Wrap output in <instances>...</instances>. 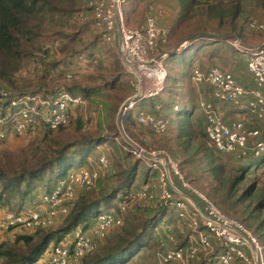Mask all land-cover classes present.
Here are the masks:
<instances>
[{"label":"trees","instance_id":"obj_1","mask_svg":"<svg viewBox=\"0 0 264 264\" xmlns=\"http://www.w3.org/2000/svg\"><path fill=\"white\" fill-rule=\"evenodd\" d=\"M80 1L84 0H0V81L6 84L5 87L0 86V89L6 91L17 89V87L10 84L8 78H11L20 69L24 57L26 58L27 56L26 53L24 54L22 47L35 42L41 36L42 27L47 20L48 23L52 22L55 24L64 17L68 18L69 15L76 14ZM130 1L127 0L122 8L129 10ZM170 1L175 2L181 12L178 22L184 20L185 13L198 2L197 0ZM259 1L264 7V0ZM83 3H85V13L90 16L91 12L87 7V0ZM211 5L205 9L204 16L224 22L227 26H231L234 29L236 19L241 14L239 8L240 0L232 2L226 8L224 7L225 10L216 4ZM83 32L82 30L80 34L82 35ZM80 34L75 33L74 35L79 36ZM97 36L88 47L74 50L72 55L66 58L67 63L65 60L56 63V60L51 57L48 50L44 52L45 57L41 61L50 63L55 68L59 63L69 64L72 56L77 58L86 54V58H91L92 60L95 53L102 51L99 44H96L98 38L101 40L100 35L98 34ZM198 37L207 39L208 42H202V45L194 43L195 40L199 39ZM221 41L213 34L195 36L189 40V45L187 42L182 51L172 54L167 59L172 66L173 64L179 65L186 61L185 55L189 51L197 50L207 44L217 48ZM227 46L230 45L226 43V48ZM237 51L235 50L234 53L244 58L242 56L244 54ZM121 66L120 60L116 58L115 64L111 67L113 74L104 79L105 82L102 87L77 86L70 88L73 85H66L68 87L63 88L70 93H74L71 92L73 89L78 90L77 94L87 99L91 104L104 103L101 104H103L105 110L106 121L103 124L98 122L94 131L88 132V134L83 132L84 122L82 118L84 117L82 111L79 108H73L71 111L73 116L68 120L67 124L57 129H51L48 125L43 124L37 127L38 130L34 134L27 132L23 137L8 135L0 139V143H7L15 140V137L21 140L33 138L31 141L35 144L31 146V150L37 151L39 145H42L43 149L46 150L43 152L46 157L44 162L30 169L23 168L20 172L14 174L8 175L4 171L6 165L0 163V208L9 212L33 208L40 200L37 189H35V181H38V183L46 182V185H50L57 178H64L66 172L73 167L77 158L82 166H87L88 158L95 152L96 147L104 144V140L108 138L102 137L104 126H107L108 131H116V125L113 124V120L109 121V119L114 118L113 116L120 107L118 98L122 95L135 94L133 87L128 88L126 81L119 80L120 69L123 68ZM172 76L173 74H169V76L165 77L164 86H166L167 80H171ZM38 84L40 85L39 88L43 87L41 82ZM107 90L115 92L111 101L104 97ZM125 91L128 93H125ZM32 92L37 91H27L22 94ZM152 103V100L148 102L149 105H152ZM89 111L87 109V112ZM191 111H194L193 106H179L174 114L173 130L169 129L168 126L164 135L170 134L171 137L169 139L176 141L178 148L182 147V152L185 156L192 148V145H196L192 154L186 159H192L194 156L198 158L200 154L203 155L201 160L204 161L205 172L208 174L204 181L207 183L209 179L213 180V184L204 185V189L207 191V198L220 210L225 208L236 214L234 215L237 219L236 221L244 227L246 226L247 228H245L255 237L264 264V182H260V177L264 173V153L259 157H254L252 153L248 157H241L240 155L228 156L222 155L208 146L205 148L204 123L198 128V132L193 130V124L197 123V118H201L202 123V116L190 115ZM121 115L124 118L122 119V125L127 136L136 138L137 129L150 133L148 126L136 123L130 111L125 114L122 112ZM65 128L72 129V132L77 136L73 143L62 144V142H56L54 135L62 133ZM36 141H39V143ZM108 145H112L115 149L113 154L109 156L115 165L116 171L113 173L114 175L111 176L110 173H107L108 176L106 175L104 178L97 180L94 189L85 192L80 191L81 193L79 192L71 203L68 214L62 217L61 221L56 223L55 227L53 226L54 228L20 229L19 234L13 235L10 240L1 243L0 264H33L40 256L45 255L51 246L62 244H70L72 246L74 240L73 233L72 236H69L71 232L78 228L85 230L94 223L98 214L116 208L121 199L130 196L142 184L157 181L158 173L152 171L146 164L144 165L138 160H134L132 166L129 167L123 165L122 163L126 161L128 165L132 157L127 151L123 150L122 146H119L116 142H109ZM227 166L231 169L228 170ZM111 181L114 184L111 185ZM169 190L174 194L172 188L169 187ZM92 196H95V198ZM194 199L197 201L198 207L202 209L199 199L197 197H194ZM168 212L167 205L163 203H158L153 210H136L133 222L125 227L108 232L106 237L95 243V248L92 252L73 262L76 264H143L147 258L150 259L151 250L154 247L152 234L155 226L161 222V219ZM180 234L182 235L180 238L183 241L182 244L185 246L186 239L182 233ZM143 251L144 256L142 257L140 254ZM198 264H203V261Z\"/></svg>","mask_w":264,"mask_h":264},{"label":"built area","instance_id":"obj_2","mask_svg":"<svg viewBox=\"0 0 264 264\" xmlns=\"http://www.w3.org/2000/svg\"><path fill=\"white\" fill-rule=\"evenodd\" d=\"M126 2L127 0H87L86 4L91 12L89 18L107 43L118 41L117 38H120L121 50L126 60L134 65L135 78L139 84L152 81L155 84L154 91L157 93L162 89L165 77L162 65L167 55L158 56L156 48L167 44L169 33L160 28L152 17L145 19L143 28L127 27L122 11ZM79 16L83 20L87 19L85 14ZM239 48L246 56L247 67L254 82L253 88H243L231 74L216 67L206 72L193 70L191 80L196 84L208 83L216 100L234 104L246 110L250 116L261 120L264 118V44L255 49ZM58 91L62 93L57 92L58 95L56 93L52 97L44 95L40 98L36 96L37 94H13L0 89V139L8 135L23 137L27 132L34 134L36 128L43 124L51 129H57L66 124L72 115L70 108H79L84 118L90 115V111L87 112L85 98L64 90ZM245 99L248 100L246 103ZM44 105L48 106L42 108ZM132 106L133 104H127L123 111L126 112ZM176 110L177 106H174V111ZM201 111L205 118L204 134L209 147L225 155L240 152L242 156L252 153L254 157H259L264 153V142H256L250 148L247 145L249 140L258 136V130L247 128L242 122L228 126L211 104H202ZM136 122L147 125L157 137L164 136L169 124L167 118L154 119L145 114H141ZM124 137L122 140L127 145L126 151L137 160L142 158L147 160L146 165L158 173L157 182L142 184L137 191L121 199L115 211L101 212L91 226L85 230L76 229L73 232L72 246L70 244L51 246L48 250V259L44 261L40 256L33 264H72L74 260L94 250V239L101 240L108 232L122 227L124 216L135 205L141 206L142 209L148 206L153 198L151 193L154 195L155 191L158 195L154 196L160 198L168 209L174 211L175 222H179L183 227L180 233L184 234L186 245L178 247L177 237L170 232L171 225H166L164 228L168 235L158 241L159 250L154 253L153 264H188L197 258L199 253H202V258L207 264H213L214 261L215 264H251V259L244 252L247 247L255 251V263L263 264L255 237L191 185L183 175L178 162L164 151L144 152L134 145L136 143L125 133ZM110 167V161L106 157H98L90 169L86 166V169L74 170L66 178L58 180L55 188L42 194L39 203L33 208L18 212L5 211L4 215L0 216V243L2 235L14 229L34 230L53 227L58 218L68 214L74 200L75 188L84 192L94 189L97 180L105 172L108 173ZM173 180L178 186H175ZM171 186L175 188L176 193L178 190L186 191L197 197L203 206V212L181 197L169 201L173 194L169 190ZM146 201L149 202L147 205L144 203L141 205V202ZM155 203L157 202H153V207ZM212 240L216 243L214 244ZM213 246H219L220 251L213 254Z\"/></svg>","mask_w":264,"mask_h":264},{"label":"rangeland","instance_id":"obj_3","mask_svg":"<svg viewBox=\"0 0 264 264\" xmlns=\"http://www.w3.org/2000/svg\"><path fill=\"white\" fill-rule=\"evenodd\" d=\"M85 1V0H84ZM84 1H80L79 5L77 6L76 14H73L72 16H68V18H63L59 22H56L53 24L52 22L48 23V20L45 22V25L42 27L41 36L35 41L31 42L28 45H25L22 47V50L24 54L26 53V58L24 57L22 66L16 73L11 77L8 78L10 84L17 87L15 90L9 89V91L13 94H22L23 92L27 91H37L27 94H37L38 97H44V95H50V97L54 96L58 90H64L63 88H67L68 86H72L70 88H75L77 86L81 87H89V86H100L102 87L104 85V79H107L108 76L113 74L112 66L116 62V58L120 60V65L122 64L123 68L120 69V79L126 81V85L129 87H133L135 89V93L138 90V80L133 77L131 73L128 72L129 68L121 62V57L118 53V41H114L112 43H107L104 41V39L100 36L96 41V44H99V46L102 48V51L99 53L94 54V58L91 60V58H86V54L83 56H79L75 58L72 56L71 62L69 64L65 63H59L57 67H53L50 63H43L41 61L42 58L45 57L44 52L46 50L49 51V54L51 57H53L56 60V63L63 62V60L66 61V58L72 55L74 50L77 49H83L88 47L91 42L94 40V38L98 37L97 35H100L99 30L95 27L94 22L92 19L89 18V15L85 13L84 8ZM144 1H148L151 6L153 7L152 10H146ZM197 4L193 6L192 9H190L188 12L184 15V20L179 21V23H182L183 25H176L177 21L181 17L180 12L178 11V7L175 4V2H171L170 0H143L140 2H137V0H131L129 3V13L125 17L126 24H128L132 28H138L137 23H140L142 20V17L145 15H148L152 17L157 25L166 30L169 33V38L171 35H173V40L170 44L175 43L178 36H187L190 37V34H213L215 37L218 38V40H227L230 44H234L235 46L239 47H245L242 42H238L239 38H242L243 41H247L249 43H255L257 39V43H263L262 39H264V7L260 3L259 0H240V17L236 19L235 28L232 29L231 26H227L224 22H219L217 20H212L204 16V11L208 6H212L211 4H216L218 7L223 8L225 10L226 7L230 6V4L236 0H197ZM225 7V8H224ZM80 11V12H79ZM148 13V14H147ZM79 14H85L87 15V19L83 20L80 18ZM253 25V26H251ZM259 27H262L260 29ZM84 31L81 35L80 33ZM75 33H79V36H75ZM186 39V38H183ZM262 41V42H261ZM169 42V39H168ZM187 43H185V40L182 41L179 45V50L184 47ZM100 54V55H99ZM85 56V58H84ZM169 55H167L166 59L163 62L162 68L165 70V76H169V74H173V70H175L170 62L168 61ZM95 60V61H94ZM121 66V67H122ZM128 69V70H127ZM124 72V73H123ZM154 72V69H153ZM123 73V74H122ZM70 77V78H68ZM165 78V77H164ZM39 82L43 84L42 88H39ZM132 82V85H131ZM164 83V80H163ZM162 83V88H163ZM76 84V86H74ZM147 84H151L150 82L143 83L142 86H146ZM6 84L2 83L0 81V86L5 87ZM68 85V86H66ZM172 86L171 80H167L166 87ZM166 89V88H165ZM70 90V89H68ZM68 92V91H66ZM65 92V93H66ZM71 94L79 95L77 94L78 90H71ZM62 93V92H59ZM57 93V95L59 94ZM70 93V92H69ZM125 93H128L125 91ZM115 95L114 91L107 90L106 94L104 95L105 99L108 101H111V98ZM136 95V94H134ZM81 96V95H79ZM133 95H122L120 98H118V104L119 109L127 103V100L130 99ZM49 101V100H48ZM46 101V102H48ZM85 104L90 110V115L86 116L83 119V132L85 134H88V132L94 131L95 128H97V123L100 122L103 124L106 120V114L103 107V104H91L90 102L85 99ZM137 103V102H136ZM135 103V104H136ZM127 105V104H126ZM136 105H139L137 103ZM48 105H44L42 108L46 107ZM136 107V106H135ZM118 109V111H119ZM69 111H72V108L69 109ZM117 113L113 116V124L116 125V128L114 132L108 131L107 126L103 128L102 137H108L104 141V144L98 145L95 149V152L92 153L91 160L94 161L98 159V157L104 156L110 161V170L108 173L113 176L115 170L114 162H112V159L109 158L110 154H113L114 147L111 145H108L109 142H116L119 146H122L123 150L126 152V143L122 140L124 139V133L122 131L123 125H122V116L121 113L124 112L127 113L128 111H121V113L118 116ZM246 118V115L243 114ZM71 115L69 119L72 117ZM200 117V116H198ZM68 119V120H69ZM197 123L193 124V130L195 132H198V128L202 126L203 120L201 123V118H197ZM68 122V121H67ZM67 124V123H66ZM64 124V125H66ZM63 125V126H64ZM38 129L36 128V131ZM147 131V130H146ZM129 137V136H128ZM157 137V136H156ZM153 135H151L148 132L142 131L137 129L136 130V138L129 137L130 140H132L136 146L139 147L144 152H154V151H164L169 156H171L172 159H176V162H179V167L182 169V173L185 176V178L190 182L191 185L195 186L197 190L207 196V191L204 189V185H210L213 184V180L209 179L207 183H205V177L208 176V174L205 172L204 168V161H202V154L198 156V158H195L194 156L192 159H186V157L190 156L193 152V148L196 147V145H192V148L189 150L188 154L185 156L182 152V147L178 148L177 142L172 141L168 138L167 134L162 136V138H156ZM54 138L56 142H62L66 144L73 143L77 136L72 132V129L65 128L62 133H56L54 135ZM144 143L141 144L138 139ZM33 138L21 140L20 138L15 137V140H11L7 143L2 142L0 143V163L6 165L4 168V171L7 172L8 175L14 174L17 172H20L23 168L24 169H30L38 164H41L45 161V156L43 154L45 149H43L42 145H39V148L37 151L31 150V146L35 143H32L31 141ZM204 146L205 148L208 146L206 143V138H204ZM39 143V141H36ZM130 142V141H129ZM209 147V146H208ZM120 148V149H122ZM211 148V147H210ZM97 151L102 152L103 155L97 156ZM216 151V150H215ZM128 154L132 157L129 160V163L127 165V161L123 162L122 164L126 167L132 166L135 159L132 154L128 152ZM206 154V153H205ZM204 154V155H205ZM221 154V153H220ZM250 154V153H249ZM248 154V155H249ZM225 155V154H222ZM142 164H146L145 159H139ZM187 161V162H186ZM91 162V161H90ZM92 164V163H91ZM141 166V165H140ZM96 167V166H95ZM78 169H86V166H82L80 164V161L78 158L76 159L75 164L72 168H70L64 178L67 177L69 173H71L74 170ZM90 169V165H89ZM227 169H231L229 166H227ZM107 175V172H105L100 178H104ZM108 176V175H107ZM60 178H57L55 182L53 181L50 185H46V182L38 183V181H35L36 186L35 189H37V192L39 196H41L44 193H47L50 189H54L57 181ZM157 182V181H156ZM156 182H148V183H156ZM260 182H264V173L260 177ZM173 183L175 186H178V183L173 180ZM114 184V182L111 181V185ZM264 184V183H263ZM46 186V187H45ZM171 188L174 191V187L171 186ZM80 192L78 188H75L74 193V199L76 195ZM177 192V191H176ZM174 191V194H171L172 197L169 201L172 199L179 198L181 194L184 191L178 190V193ZM81 193V192H80ZM152 195V200L150 201V204L148 206H144V210H153L158 203H163L160 198L155 197L158 195V192L155 191L154 195ZM95 198V196H92ZM151 197V196H150ZM191 199L192 196H188ZM194 200V199H193ZM74 201V200H73ZM195 201V200H194ZM153 202L155 203V207H153ZM196 202V201H195ZM146 204L149 202H141L142 204ZM30 209V208H29ZM141 206L135 205L131 211L124 216V223L122 227L127 226V224L134 221L135 217V211L141 210ZM15 210V209H14ZM222 212L228 216L229 218L233 220H237L234 215V213H231L229 210L222 208ZM18 212V211H16ZM171 216L170 218L168 215L163 217L161 219V222H159L155 226L154 233L152 234V244L153 249L151 250L152 255L150 254V260H152V256L154 255L153 252L158 251L157 244L158 241L165 238L168 235V232L165 230L166 225H171L170 232L174 234L177 237L178 246L184 247V244L181 238V230L183 227H181V224L178 222H175L174 217V211L170 209ZM62 217L58 218L56 223L60 222ZM55 223V225H56ZM239 223V222H238ZM54 225V227H55ZM242 225V224H241ZM245 225V224H244ZM243 226V225H242ZM51 227V228H54ZM120 227V228H122ZM244 227V226H243ZM246 227V226H245ZM244 227V228H245ZM247 228V227H246ZM245 228V229H246ZM119 229V228H117ZM116 230V229H115ZM247 230V229H246ZM72 233L69 236H72ZM184 235V234H183ZM3 236V235H2ZM1 243H4L7 239H5V234L3 237H1ZM99 240L94 239V243H96ZM0 243V244H1ZM220 251L219 246H213V254H216ZM245 254H247L246 249H244ZM144 254V251L140 254L141 256ZM202 253H199L198 257L195 258L192 262H189L188 264H198L203 261V264H205L204 259L201 257ZM213 263H216L215 261ZM175 264V263H174ZM240 264V263H239Z\"/></svg>","mask_w":264,"mask_h":264},{"label":"crops","instance_id":"obj_4","mask_svg":"<svg viewBox=\"0 0 264 264\" xmlns=\"http://www.w3.org/2000/svg\"><path fill=\"white\" fill-rule=\"evenodd\" d=\"M137 2H140V0H137ZM143 3L145 4V9L147 11L148 10L150 11L153 9V7L148 1H144ZM122 11L124 13V16L127 17L126 15L129 13L130 10H127L126 8V9H122ZM147 17H150V16L148 15L143 16L141 22L137 23L136 27L143 28L145 19ZM125 23H126V19H125ZM126 25L127 27L132 28L128 24ZM176 25H183V24H180L177 21ZM187 36L188 35L178 36L176 42L170 44L173 40V35H171L169 38V42H167V44L164 47L159 46L156 48L157 55L159 56L161 54H166V55L171 56L172 54L179 53L186 46L185 45L179 50L178 47L182 41L185 40V43L188 42V45H189L190 44L189 40H191V38L195 36H201V35H195L193 33V34H190V37L187 38ZM183 38H186V39H183ZM198 38H197L198 40H195L194 43L202 45L203 44L202 42H208L207 39H203L202 37H198ZM239 40L245 46L244 48H247V49H255L261 45V43L256 44L257 39L255 43H249L247 41H243L241 38H239ZM262 41H264V39H262ZM226 43L230 45V46H227V48H226ZM262 44H264V42ZM235 50L236 51L238 50L240 52L241 48L235 47L234 44L232 43L230 44L227 40H222L219 43V46L217 48H213V45L208 46L207 44V45H203L197 50L193 49L189 51L188 54L185 55V58H186L185 62L180 63L179 65L173 64L172 67L176 69L173 72V76L171 78L172 86L168 87L169 89H167L166 86H163V88L160 91L155 93L154 82L151 81L150 82L151 84H147L146 86H142V84H139L138 82L139 88L135 94L139 93L140 98L135 99L131 103H129V104H133V106L131 108H128V110L126 111L131 112V115L135 119V121H137V118L141 114L150 115L154 119L167 118L169 120V124H168L169 129H172V125L175 121L174 114L178 110L179 106H193L194 111H191L190 115L195 114V115L202 116L203 123H204L203 125V130H204L205 118L201 111V105L211 104L213 108L216 110V112L219 114L220 118H222L223 122L227 124L228 126H231L232 124L236 122H242L247 128L258 130L259 132L258 136L248 141L247 145L249 148L254 146L256 142H264V118L261 120H258L256 117L250 116V114L246 110H242L243 108H239L238 106L234 104H229V103L216 100L213 95V89L208 83L196 84L191 80V73L193 72V70H200L202 72H206L210 68L216 67V68H219L223 72H227L231 74L233 78L235 79V81L239 85H241L243 88H246V89L253 88L254 82H253L252 76L250 75V72L247 67L246 56L242 55L244 56V58L238 56L237 54L234 53ZM128 72L131 73L129 70ZM132 75L135 77L134 74ZM131 85H132V82H131ZM150 100L153 101L152 105L148 104ZM247 101L248 100L245 99L244 103H246ZM136 102L139 103V105H136L137 104ZM174 106H177L176 111H174ZM243 114L246 115V118ZM122 131L123 133H125V130L123 128H122ZM150 134L156 137L152 133L151 130H150ZM167 136L168 138L171 137L170 134H168ZM156 138H162V137H156ZM136 140H138L141 144H144L139 140V138ZM96 153H97V156L103 155L102 152H99V151H97ZM229 155L231 156L240 155L241 157H248V155L242 156L240 152H234L232 154H228V156ZM87 162H88L87 167H89V165L90 167H92L95 164L96 160L95 161L93 159L91 160V157H89ZM183 193H186V195L180 193L179 195L181 198L187 200L191 206L195 207L200 212H203V206H202V209L198 207L196 203L197 201L194 199L195 196L193 197V195L189 194L186 191H184ZM188 196H192L193 198L191 199ZM116 209L117 207L114 209H110L108 211H115ZM5 211L6 209L0 208V216L4 215ZM168 211L169 212L167 215L170 218L171 216L170 209H168ZM19 233H20V229H14L11 232L5 234V239L10 240L13 237V235H16ZM212 242H214V244L216 243L214 240H212ZM246 251H247V254H246L247 257L251 259V264H256L254 260L252 248L247 247ZM143 256L144 254L142 255V257ZM42 259L44 261L48 259V251L45 255H42ZM153 259H154V255L152 256V260L147 258L146 261L143 262V264H153L155 263ZM72 264H76V263L73 262ZM240 264H244V263H240Z\"/></svg>","mask_w":264,"mask_h":264},{"label":"water","instance_id":"obj_5","mask_svg":"<svg viewBox=\"0 0 264 264\" xmlns=\"http://www.w3.org/2000/svg\"><path fill=\"white\" fill-rule=\"evenodd\" d=\"M117 39H118V53H119V56L121 57V62H122L123 64H125V65L129 68V71H130L132 74L135 75L136 73H135L134 65H133V64H130V63L126 60L125 55L123 54V52H122V50H121V47H120V38L118 37ZM238 42H241V41L239 40ZM138 98H140V94H139V93L136 94V95H134V96H132L130 99H128L126 104H129V103H131L133 100L138 99ZM126 104H124V105L119 109V111H118V116H119V114L121 113V111L123 110V108L126 106ZM121 114H122V113H121ZM253 255H254V257H256V254H255V251H254V250H253Z\"/></svg>","mask_w":264,"mask_h":264}]
</instances>
